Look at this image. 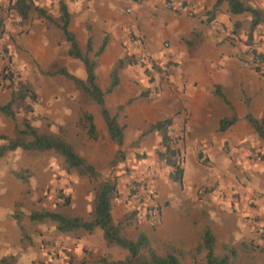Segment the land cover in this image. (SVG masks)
<instances>
[{"label": "crops", "instance_id": "obj_1", "mask_svg": "<svg viewBox=\"0 0 264 264\" xmlns=\"http://www.w3.org/2000/svg\"><path fill=\"white\" fill-rule=\"evenodd\" d=\"M9 1L0 0V13L5 21ZM167 1L34 0L36 6L47 11L53 22L38 16L33 10L21 26L8 23L5 27L8 39L4 44L6 54L0 61V74L13 71L16 63L33 64L39 72L43 71L44 74L36 75L43 84L51 77L64 84L43 85L49 101L45 115L57 128L44 132L57 133L65 128L63 126L70 114L74 113L76 120L83 122L85 111L80 112L83 105L80 106L78 99L90 101L82 89L66 76L48 74L64 67L80 79H85L86 75L83 63L68 54L70 44L56 25L60 2L67 7L68 29L82 52H86L90 39L88 55L93 57L105 40L103 51L97 57L96 81L103 91L106 90L111 82L113 66L119 60L123 61V67L117 74L118 84L104 95L105 107L123 125V144L131 125L143 128L144 120L149 126L157 120L170 118L168 130L181 138L175 143L181 155V182L169 177L171 168L166 165L163 173L158 174L156 185L149 184L153 199L145 194L144 204L156 202L159 205L160 214L156 222L151 223L147 219L145 205L131 201L124 192L112 198L113 220L118 222L135 210L133 223L123 226L122 234L135 239L142 232L157 253L162 252L158 247H167L163 252L169 249L180 252L183 255L180 260H183L185 254H193L206 224L224 228V222H235L241 236L256 233L251 223H244L240 215L249 212L247 204L253 201L254 191L264 192V181L259 185L244 182L256 173L246 158L253 142L245 141L254 131L245 114L264 116V64L251 66L242 42L249 30L250 13H230L226 0L218 4L217 0H173L190 2L194 15H188L185 11L168 9ZM244 1L264 11V0ZM213 8V17L209 21L208 12ZM219 27L227 33L221 32ZM252 33L264 54V23L257 25ZM136 36L141 38L143 47L133 41ZM139 56L143 58L141 64L137 61ZM165 63L171 65L167 75ZM3 76L0 75V88L4 86L0 91V105L6 104L15 90V84L9 82L10 79L3 81ZM217 87L223 97L217 94ZM143 96L149 99L144 100ZM133 99L135 102L128 107V101ZM120 105L123 109L118 111ZM85 115L91 116L95 132L101 131L100 135L106 142L112 141L98 105L94 103ZM233 115L236 116L235 122L221 131L220 120ZM122 117L127 119L122 121ZM15 123V118L0 111V135L13 138ZM89 128L88 120V131ZM149 133L156 136L157 146L159 134L156 131ZM182 133L184 135L181 136ZM4 143L6 140L0 139V145ZM225 145L232 148L230 155L223 152ZM18 149L7 151L0 157V258L15 255V264H33L37 259L45 264H105L102 258L107 262L123 260L127 251L107 243L99 227L78 237L72 236L75 231L69 234L59 232L55 222L53 227L57 233L47 236L42 253L38 256L32 253L35 239L31 238V244L23 246L22 236L9 208L11 199L15 197L13 182L15 150ZM214 182H217L216 188L205 190ZM244 184L245 188H242ZM236 192H239V199L234 196ZM221 195L224 198L221 199ZM92 209L93 206H88V212L91 213ZM134 230L136 233L131 236L126 233Z\"/></svg>", "mask_w": 264, "mask_h": 264}, {"label": "rangeland", "instance_id": "obj_2", "mask_svg": "<svg viewBox=\"0 0 264 264\" xmlns=\"http://www.w3.org/2000/svg\"><path fill=\"white\" fill-rule=\"evenodd\" d=\"M13 1L10 0L6 4L7 7L5 6L7 8L6 21L3 20L4 17L0 13V18H2L0 37L4 39V44L8 40L5 34L7 32L6 25L15 23V26H21L22 23L16 14L14 15L10 7ZM247 38V33H245L242 40L245 47L247 46ZM252 40L256 39L253 38ZM3 47L5 46L3 45ZM26 57L24 56V58ZM9 72L0 74H4L2 77L3 81L10 79L8 81L14 83L15 88L19 82H26L37 95L35 102L28 99L25 101V104L31 105V109L16 110L14 108L15 122L20 123L23 119H27L39 131L57 129L55 124L49 122L48 116L45 115L49 101L44 93L46 89L43 85L59 86L62 82L57 81L55 77H51L45 80L43 84L42 79L36 76L37 73L42 75L43 71L39 72L38 67L33 64L27 66L22 63H16L15 69L11 71V77L7 75ZM5 77L8 78L6 79ZM8 85L10 86V84ZM3 88L4 86L0 88V91ZM143 99H149V97L143 96ZM78 101L81 103L78 102L80 106L83 105L80 112L82 110L85 111L83 122L77 121L74 113L70 114V121L68 120L63 126L65 128L61 132L72 143L79 155L92 163L103 176L110 177L116 181L117 194L115 197L121 196L123 192L128 196V188L131 182L144 186L146 182L156 185L158 174L163 173L162 169H166L167 164L158 157L157 151L160 146L159 143L157 146L155 145V142H157L156 136L152 133H145L148 127L146 120H144L142 125L143 128L140 125H131L130 129L126 131V143L119 147L112 141L106 142L100 135L102 133L99 130L98 132L94 131L93 134L89 133L87 129L88 120L86 122L87 116L85 114L93 107L94 103L86 99H78ZM134 102L133 99L128 103V107H131ZM125 119L127 118L122 117V121H125ZM169 134L175 147V143L178 142V139H181L180 135L177 136L172 131H169ZM182 135L184 134L182 133ZM245 142H253V145L248 148L246 158L252 163V168L256 173L253 177L250 176L251 179L247 177L248 180L246 179L244 182L259 185L264 181V141L252 132V135ZM20 150H15V182H13L15 185V197L11 199L9 204L12 212L10 216L16 222L24 247L31 244V238L32 240L35 239L32 245V253L38 256L45 248L47 236L55 235L57 230L53 227L54 221L47 219L33 222L29 219V214L32 211L47 209L69 215L81 214L80 217L84 220H89L91 213L88 212V206H91V208L93 206L100 180L90 178L85 173H80L75 169H68L64 164L63 158L53 151L28 153L21 150L20 153ZM118 150L121 152L119 154L120 159L117 163L112 164V160ZM223 152L226 155H230L232 148L229 145H225ZM164 173H167V171H164ZM236 180H238V177ZM216 186L217 182H214L212 186L208 185L205 187V190L209 191L216 188ZM241 187L245 188V184L244 186L241 185ZM253 193L255 195L253 201L247 204L249 212H243L240 218L243 219L244 223H251L250 226H253L252 228L256 232L254 235L245 234L241 236L235 222H224V228L210 227L215 232L217 252L222 251L223 245L229 244L237 248L238 261L248 264H264V192L254 191ZM234 196L239 199V192H236ZM114 207L116 208L115 204ZM131 232L128 231L126 233L131 236L136 233V230L133 233ZM81 233L83 235L87 234L85 230L81 229L72 233V236L79 237ZM166 248L158 247V250L162 251L159 254L166 253L168 250L163 252ZM204 255V250H195L194 248L193 254H185L181 264H205ZM13 256L15 257V255ZM34 262L33 264H45L38 259Z\"/></svg>", "mask_w": 264, "mask_h": 264}, {"label": "trees", "instance_id": "obj_3", "mask_svg": "<svg viewBox=\"0 0 264 264\" xmlns=\"http://www.w3.org/2000/svg\"><path fill=\"white\" fill-rule=\"evenodd\" d=\"M222 0H217V4ZM229 5V12L232 14H239L248 12L251 15L249 30L247 32V42L250 44L253 39L252 31L257 25L264 23V11L259 10L244 0H226ZM12 9L20 17V21L24 22L29 18L31 11H36L38 16L53 22L51 16L44 8L38 7L34 4V0H14ZM214 8L208 12L209 21L213 17ZM59 21L56 25L61 29L64 39L69 42L70 47L68 54L74 58L79 59L85 68V79H80L73 74L69 73L64 67H60L53 72H49V75L61 74L69 78L76 86H79L88 99L99 106L101 115L106 123L107 130L110 138L119 147L123 144L124 134L123 125H121L115 116L111 115L104 105L105 93L111 92L118 84V71L123 67V61L119 60L112 68L111 82L106 90H102L97 81L95 75V67L97 64V57L103 51L105 46V40H103L99 49L94 53L93 57L88 55L91 51V40L88 39L86 52H82L77 44L75 36L68 29L69 24V12L66 5L60 2L59 5ZM2 18H0V34L2 32ZM4 53L6 52L3 47ZM6 54V53H5ZM8 77L12 76V73H8ZM218 95L222 96L219 88H216ZM35 102L37 100L36 93L31 90L26 82H19L15 90L11 94L10 100L0 105V111L10 118H15L14 108L31 109L30 104H25L26 100ZM131 100L128 101L130 103ZM127 103V104H128ZM123 105L118 106L117 110L121 111ZM245 119L249 122L254 133L259 139L264 141V116L256 117L252 113L247 112ZM87 120L90 121V133L94 132V125L91 123V116H87ZM236 120V116L225 117L220 120L219 129L224 131L231 126ZM171 124L170 118H164L157 120L154 123L149 124L145 133L156 131L160 136L159 146L157 151L158 157L163 159L165 163L171 168L169 177L173 181L181 182L182 168H181V155L179 149L172 146V138L169 134L168 127ZM13 138L0 135V139L6 140V143L0 145V157L7 151L20 148L25 152H43L53 151L63 158L64 164L68 169H75L80 173H85L90 178L99 179L100 183L96 191V197L93 203V209L89 220H84L77 215H69L61 213L59 211L51 210H39L32 211L29 214L31 221H44L51 220L56 222V229L62 233H69L79 229H83L86 232H92L95 227H99L103 231L104 239L107 243L117 245L127 251V255L123 260L107 262L103 258L101 259L105 264H181L180 256L182 253L177 251H167L164 254H159L150 246L147 236L139 232L135 239H131L122 234L123 226H128L133 223V218L136 215V211H130L120 221L115 222L112 217V198L117 194L116 181L110 177L103 176L97 169L90 164L85 158L81 157L75 150L72 143L63 135L59 130L57 133L39 131L34 127L30 121L23 119L20 123H15ZM120 150L115 154L112 164L119 161ZM18 219V217H17ZM222 251H216V236L213 229L206 225L200 235V241L195 250H204L205 264H248L242 263L237 260L238 250L236 247L225 244L222 246ZM15 257L4 256L0 258V264H14Z\"/></svg>", "mask_w": 264, "mask_h": 264}, {"label": "built area", "instance_id": "obj_4", "mask_svg": "<svg viewBox=\"0 0 264 264\" xmlns=\"http://www.w3.org/2000/svg\"><path fill=\"white\" fill-rule=\"evenodd\" d=\"M166 7L170 10H173L175 12H183L185 11L188 15H194L193 12V7L192 4L190 2H176L173 0H168L166 2ZM219 30L223 33H227L226 30L224 28L219 27ZM133 40L135 42H137V44L141 47H143V43L142 40L139 36H136L133 38ZM3 45H4V39L2 37H0V61L2 59H4L5 57V53L3 50ZM166 45V44H165ZM246 53L249 55V64L252 66H261L262 64H264V54L263 52L260 50V46L257 40H252L250 44H247L246 46ZM137 61L139 64L143 63V58L142 56H139L137 58ZM171 69V65L166 64L165 63V71H166V75L168 72H170ZM172 146H173V142H171ZM149 182H146V185H138L137 183L131 182L129 184V188H128V198L131 201H134L137 204H141V205H145L144 207V212L147 216V219L149 220V222L151 223H155L156 220L159 217L160 214V208L159 205L156 202H151V203H145V198L148 195V198L153 199V191L150 190L149 187ZM147 193V195H145ZM220 198H224V195H221ZM147 202V201H146Z\"/></svg>", "mask_w": 264, "mask_h": 264}]
</instances>
